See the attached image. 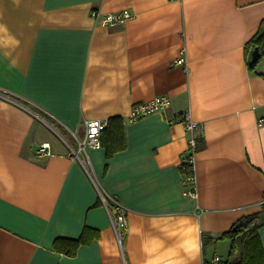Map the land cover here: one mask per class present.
I'll use <instances>...</instances> for the list:
<instances>
[{"label": "crops", "instance_id": "obj_1", "mask_svg": "<svg viewBox=\"0 0 264 264\" xmlns=\"http://www.w3.org/2000/svg\"><path fill=\"white\" fill-rule=\"evenodd\" d=\"M123 9L135 17L116 26L91 15ZM263 19L264 0H0V264H205L255 212L264 245V56L252 70L246 48ZM159 95L164 111L129 120ZM184 111L205 139L197 197L180 169ZM87 119L111 123L79 152ZM87 228L74 254L55 248Z\"/></svg>", "mask_w": 264, "mask_h": 264}, {"label": "built area", "instance_id": "obj_2", "mask_svg": "<svg viewBox=\"0 0 264 264\" xmlns=\"http://www.w3.org/2000/svg\"><path fill=\"white\" fill-rule=\"evenodd\" d=\"M91 15L107 26H116L122 24L129 19L135 17V14L129 9H123L122 11L102 14L97 10H93ZM177 65H182L187 71H189V63L186 54V48L181 49L179 56L174 62ZM171 100L168 96L159 95L150 100L135 103L130 111L129 120L136 121L139 118L164 111L170 104ZM181 119L185 122L186 128L189 132V144L188 150L183 154L180 161V169L183 172V178L185 184L189 185L186 189V194L197 197L196 188V174H195V154L197 152V135L198 132L203 129L201 123L194 120L191 111H184L181 113ZM108 119H87L85 120L86 137L80 141L78 151L87 152V147H101L102 145V133L108 125ZM50 143H41L37 154L39 156H47L51 154ZM100 190V189H99ZM103 201L107 204L111 213L112 221L115 228L122 226L127 227L129 222L124 212V209L117 197L110 195L109 193L102 192L100 190ZM222 257L218 254L214 255L205 264H220Z\"/></svg>", "mask_w": 264, "mask_h": 264}, {"label": "trees", "instance_id": "obj_3", "mask_svg": "<svg viewBox=\"0 0 264 264\" xmlns=\"http://www.w3.org/2000/svg\"><path fill=\"white\" fill-rule=\"evenodd\" d=\"M257 46L262 53V58L264 56V19L257 33L246 45L248 54L250 50ZM256 64H251L249 61V68L254 70ZM110 123L111 119H109L106 128H108ZM197 143H199V145L197 144V150L205 146V139L202 135H197ZM114 151L115 149H108L107 156L112 155ZM261 225L259 212L245 214L235 220L231 227L220 236L221 238H226L230 243L228 255L226 258H222L220 264H264V245L259 233ZM86 231H88L87 234ZM90 231L87 228L79 238L58 237L55 241V248L70 255L74 254L82 243L95 236L96 232L93 231L91 234ZM212 241L213 238L211 236L206 233L203 234L204 247Z\"/></svg>", "mask_w": 264, "mask_h": 264}, {"label": "rangeland", "instance_id": "obj_4", "mask_svg": "<svg viewBox=\"0 0 264 264\" xmlns=\"http://www.w3.org/2000/svg\"><path fill=\"white\" fill-rule=\"evenodd\" d=\"M223 241H225V240L221 241L222 244L220 245L219 249H217V252L222 256V258H226V256L228 255V252L230 250V248H229L230 243L228 240H226V242H223ZM209 251L211 253H213L216 251V249L214 246H209Z\"/></svg>", "mask_w": 264, "mask_h": 264}, {"label": "water", "instance_id": "obj_5", "mask_svg": "<svg viewBox=\"0 0 264 264\" xmlns=\"http://www.w3.org/2000/svg\"><path fill=\"white\" fill-rule=\"evenodd\" d=\"M261 55H262V53H261L259 47L258 46L254 47L252 49V52H251V61H250V63L251 64H256L260 60Z\"/></svg>", "mask_w": 264, "mask_h": 264}]
</instances>
